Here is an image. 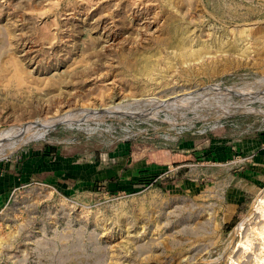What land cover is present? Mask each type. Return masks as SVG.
I'll use <instances>...</instances> for the list:
<instances>
[{
    "label": "rangeland",
    "instance_id": "1",
    "mask_svg": "<svg viewBox=\"0 0 264 264\" xmlns=\"http://www.w3.org/2000/svg\"><path fill=\"white\" fill-rule=\"evenodd\" d=\"M243 103L254 111L224 110ZM257 110L264 0H0V133L70 118L0 142V162L47 146L110 169L89 198L21 189L0 264H264V179L236 192L245 143L264 151Z\"/></svg>",
    "mask_w": 264,
    "mask_h": 264
},
{
    "label": "crops",
    "instance_id": "2",
    "mask_svg": "<svg viewBox=\"0 0 264 264\" xmlns=\"http://www.w3.org/2000/svg\"><path fill=\"white\" fill-rule=\"evenodd\" d=\"M262 139L263 137H261ZM245 144L243 153L250 154L253 158L251 160L252 162L250 161L251 163L249 162L250 164L248 163L244 171L241 172L240 179L247 186H245L247 189L236 190L239 195L245 193L244 191L252 192L257 187V178H259V181L264 179L262 174H260V172L264 171V151H258V144L254 145L257 146L255 148L250 147L251 142H246ZM136 148L138 149V151L136 150V158L141 159V153L143 154V151H147V149H151L152 147L137 146ZM139 151H142L140 155H138ZM182 151L185 152L186 149H182ZM74 157L75 155L62 152L58 148L55 150L52 148L49 149L47 146H42L29 147L21 155L12 156L0 162V217L3 216L11 203L16 200L18 192L21 189L25 190V188H28L33 183H43L56 191L59 188L60 192L65 195L72 194L83 198H89L94 195L96 193L95 191H88L85 188L96 179H107V174L110 169H106L107 167L103 166L100 161L91 162L86 160L80 165L75 164ZM148 162L145 160L143 163H140L143 167L138 169L137 166L136 170L146 169L147 172L154 171L152 169L153 166H148L150 165ZM132 163L137 165V162L134 163V161H131ZM137 182L138 184L136 183L132 188L139 192L144 187V181L139 180ZM86 183L87 185H85ZM118 187L120 191L126 190L125 186L121 183ZM199 191V189H194V192L199 193ZM98 193H101V191ZM231 196L228 195L230 198Z\"/></svg>",
    "mask_w": 264,
    "mask_h": 264
},
{
    "label": "bare ground",
    "instance_id": "3",
    "mask_svg": "<svg viewBox=\"0 0 264 264\" xmlns=\"http://www.w3.org/2000/svg\"><path fill=\"white\" fill-rule=\"evenodd\" d=\"M169 33V31H168ZM234 89V88H233ZM231 90L228 91L227 93H230L231 91H235V90ZM240 91V90H239ZM177 100V99H176ZM223 106V105H222ZM227 106H229L227 104ZM226 106V107H227ZM118 108V107H117ZM122 108V107H121ZM119 108V109H121ZM118 109V110H119ZM123 109V108H122ZM121 109V110H122ZM125 109V108H124ZM222 109V108H221ZM245 109L248 111L251 110V111H254L252 107H248L246 106L244 103L237 106L236 108H224V110L226 111V113H235L239 110H244ZM259 112H263L262 110H257ZM252 113V112H250ZM72 114H69L68 116H70ZM58 116V118H55L53 120H39V121H36L35 123L33 124H27V125H22V126H19V127H14V126H11L12 128L9 129V130H6V131H2L0 133V142H4V143H7L8 142V149L7 151L8 152H11L13 151L16 147H18L21 143L27 141V140H30V139H35V138H38V137H41L43 135H45L46 131L50 128V127H53L56 123H60V122H67L70 121V118H65L64 116L60 117ZM74 119V118H73ZM72 120V119H71ZM80 119H78L79 121ZM73 121V120H72ZM75 122V121H74ZM68 125V124H67ZM7 141V142H5ZM2 145V143H1ZM4 145V144H3ZM7 145V144H6ZM5 146V145H4ZM2 146V148L4 147ZM3 150H1L0 148V156L4 155L5 153H2ZM7 152V153H8ZM263 201V200H262ZM255 204V203H254ZM247 220V218H246ZM247 222V221H246ZM239 227H243V226H239ZM238 227V228H239ZM240 229V228H239ZM243 230V228H242Z\"/></svg>",
    "mask_w": 264,
    "mask_h": 264
},
{
    "label": "trees",
    "instance_id": "4",
    "mask_svg": "<svg viewBox=\"0 0 264 264\" xmlns=\"http://www.w3.org/2000/svg\"><path fill=\"white\" fill-rule=\"evenodd\" d=\"M158 176V175H157ZM155 179V178H154ZM155 186H159V187H161V188H164V185H163V181H162V179H160L159 177L154 181V182H152ZM151 182H144V186H148V185H150V184H152ZM116 190V191H115ZM114 191H112V192H117L118 190L120 191V188L118 189V188H116ZM122 190V189H121Z\"/></svg>",
    "mask_w": 264,
    "mask_h": 264
},
{
    "label": "built area",
    "instance_id": "5",
    "mask_svg": "<svg viewBox=\"0 0 264 264\" xmlns=\"http://www.w3.org/2000/svg\"><path fill=\"white\" fill-rule=\"evenodd\" d=\"M102 158V157H101ZM102 159H104V157L102 158ZM243 159H247V157H245V158H243ZM40 184V183H39ZM124 192V193H123ZM121 195H126V192L125 191H118V192H116V193H111V196H121Z\"/></svg>",
    "mask_w": 264,
    "mask_h": 264
}]
</instances>
